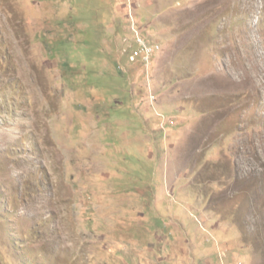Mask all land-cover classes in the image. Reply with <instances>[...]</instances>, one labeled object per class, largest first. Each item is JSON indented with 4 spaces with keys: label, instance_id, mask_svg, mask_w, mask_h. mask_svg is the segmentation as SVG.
I'll return each instance as SVG.
<instances>
[{
    "label": "rangeland",
    "instance_id": "obj_1",
    "mask_svg": "<svg viewBox=\"0 0 264 264\" xmlns=\"http://www.w3.org/2000/svg\"><path fill=\"white\" fill-rule=\"evenodd\" d=\"M0 264H264V0H0Z\"/></svg>",
    "mask_w": 264,
    "mask_h": 264
},
{
    "label": "built area",
    "instance_id": "obj_2",
    "mask_svg": "<svg viewBox=\"0 0 264 264\" xmlns=\"http://www.w3.org/2000/svg\"><path fill=\"white\" fill-rule=\"evenodd\" d=\"M136 43L137 46L129 54V60L135 63L141 61L143 65L150 67L154 56L160 50V45L150 42L140 33H137Z\"/></svg>",
    "mask_w": 264,
    "mask_h": 264
}]
</instances>
